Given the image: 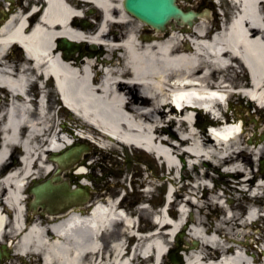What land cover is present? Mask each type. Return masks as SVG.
I'll list each match as a JSON object with an SVG mask.
<instances>
[{"label":"bare ground","instance_id":"obj_1","mask_svg":"<svg viewBox=\"0 0 264 264\" xmlns=\"http://www.w3.org/2000/svg\"><path fill=\"white\" fill-rule=\"evenodd\" d=\"M27 1L29 4L22 11L12 10L10 6L3 8L6 18L0 27V92L8 96L0 99L4 109L3 132L7 143L13 142L14 149H23L20 160L0 164V248L4 246L1 252L10 257L6 264H17L19 258H25V264H126L127 261L129 264H215L209 262L211 260L216 264H264V251L258 253L252 245L256 242L254 236L243 231L246 219L256 222L259 215L255 209L244 211L242 215L236 211L242 200L249 201L245 196L246 187L247 191L262 188L264 170L249 171L250 177L245 178L241 165L236 166L234 174L240 179L235 186L245 188L236 189L227 183L223 193L217 195L219 186L209 188L201 182L210 177L208 170L200 173L196 164H191L197 172L187 185L190 192L181 203L187 208H197L198 215L190 218L192 224L183 235L196 240L199 246L184 248L183 256L177 258L176 263L167 259L163 247L168 244L167 238L182 228L180 222L186 220L184 210H170L166 216L158 213L162 225L152 223L155 231L147 238L149 244L145 252L151 256L142 259L137 245L129 259V255L126 257L123 253L125 239L120 236L134 229V224L128 217L122 218L121 205L114 200L109 199L102 207L92 204L54 215L32 212L26 194L29 179L45 175L46 167L55 165L48 158L41 159L47 154V148L58 149L64 143L63 135L71 132L66 123L55 119L48 106L29 100L35 86L30 79L37 76L36 72L47 77L50 71L68 105L94 124H78L76 128L83 134H88L97 144L101 140H112L134 150H140L143 142L148 151L160 155L162 166H169L170 175L176 169V158L183 163L185 156L199 161L213 159L217 166H235V162L248 163L249 156H262L264 144L246 145L243 135L225 143L214 141L203 128L196 129L202 118L199 112L197 122L192 124L193 111L183 107L175 116L166 97L168 91H174L184 102L200 105L207 100L194 97L197 93L186 89L217 86L223 90L237 89L238 96L244 98L250 95L264 100V0H224L236 4L238 14L236 20L212 40L207 38V32L210 25L217 27V19L211 21L207 10L206 14L199 13L194 0H176L182 10H191L196 16L190 24L169 21L164 33L126 13L124 0H83L90 2L100 15L98 23L91 27H83L78 22V16L84 13L80 8L87 4L75 0ZM37 4H42V20L33 29L25 28L26 21L33 22L36 18L38 13L33 11ZM25 14H30L29 18ZM144 30L150 33L142 34ZM188 36L194 41L193 48L186 41ZM62 38L78 43L81 52L87 51L86 55L75 52L65 57L55 48ZM88 38L91 51L84 46ZM15 41L24 44L27 56L33 61L24 56L17 65L13 58H8L7 47ZM54 96L59 97L57 92ZM45 97L43 93L41 101ZM253 121L255 129L262 127L258 120L253 118ZM98 128L119 141L102 134ZM231 132L228 128L220 135L226 138ZM72 137L73 145L88 147L73 133ZM253 139H257V133ZM1 155L2 151L0 158ZM83 165L85 163L79 167ZM55 169L56 166L47 177ZM8 172L14 174L7 176ZM168 180L174 182V179ZM256 180L262 183L256 186ZM85 181L88 187L95 186L92 180ZM69 182L76 188H84L73 174L67 175V184ZM227 192L237 203L217 210ZM5 195L12 211L3 204ZM213 206L221 215L217 226H213L204 213ZM135 214L149 216L150 212L141 209ZM232 231L236 237L242 235L247 239L246 246L238 245L242 243L236 237L233 238L236 244L228 247L225 240L223 244L215 240V236L228 237ZM183 238L179 240L181 243H184ZM212 244L215 249L211 248Z\"/></svg>","mask_w":264,"mask_h":264},{"label":"rangeland","instance_id":"obj_2","mask_svg":"<svg viewBox=\"0 0 264 264\" xmlns=\"http://www.w3.org/2000/svg\"><path fill=\"white\" fill-rule=\"evenodd\" d=\"M196 2V4H200L198 5L197 9L201 10L204 9L205 7H210L209 2L207 0H194ZM27 3V0H15V3H12L14 5V9H17L18 6H22L24 4ZM2 7V5L0 4V8ZM90 9V6L87 7L86 10ZM94 26V25H93ZM124 30L122 29V32ZM142 34H148L149 31L148 30H144L143 32H141ZM88 49H90L89 47H87ZM13 53H14V57L12 59L14 64H19L22 56L19 54L18 51H16V48H13ZM53 91V88H52ZM51 91V92H52ZM49 102L51 106H54L53 104H51L52 99L54 97V93L51 94L49 93ZM2 102L0 103V110H2ZM232 104L233 105H238L240 104L242 107L246 108L248 104H251L253 106H255L256 108V104L252 103V101L244 98L243 96H238L236 95L233 99H232ZM50 107V106H49ZM61 111L58 114V117L64 122H71V120L68 119V114L69 112L64 109L63 107H61ZM260 112H258V116L256 115L255 117H258L260 119H262L264 117V110L259 109ZM249 113L254 115V111L253 110H249ZM246 130L243 134V138L242 141L246 144V145H256L257 147H259L260 145L264 144V127H257V129L254 128V121L249 119V117H247L246 119ZM79 124V122H78ZM264 126V125H263ZM69 127V126H68ZM234 128V126H233ZM197 130H200V127H196ZM254 133H257V139H253L254 137ZM64 138H68L71 139L72 137V133H67L63 135ZM98 145H100L102 148L100 147H96L95 145H92L89 143V149L88 152L86 154H84V159L86 161V165L88 167V175H86L85 177H81L79 178V180H92L95 183V186L93 187V197L90 201V206H92V204H103L104 200H108L109 198L114 199L116 198L121 192H122V185L125 183L128 187H129V178L132 176V179L134 180V183L132 185V191L129 188L125 187L127 196L124 200V205L127 211L131 212V211H139V205L141 204L140 202L143 201H148L149 200V208L147 209L148 211H151V209L153 210V212H157L159 206L164 202V197H163V192L166 191V189L169 187H171V185H168L167 182V178H168V174H167V169L166 167H163L161 164L160 160H157L156 158H154V156H152L151 154H148L144 151H136L132 148H126V147H122L121 145H118L112 141H102L100 142ZM105 145H108V148H105ZM15 151H18V149ZM20 152V149H19ZM15 154V152H14ZM16 159V155L14 157ZM185 159V165L182 168L181 171V176H182V182L185 184H190L192 183V178L196 175V170L192 169L191 164L196 163L197 164V169L199 170L200 173H202L204 170H208L210 177H207L206 179H202L201 182H203L204 184H206L208 187L211 186H219L220 188L217 191V195H221L223 193V189H225L227 183L232 185L233 187L235 186V183L238 181V179H240V177H235L234 175H231L230 173H228L229 171L225 168L224 171H220L221 169V164L220 165H215L214 164V160L212 159V161H206V160H197L195 158L191 159L188 158L187 156L184 157ZM13 160H10V162H12ZM248 163H244L241 165V168H243L242 170H244V172L246 173V175L244 177L249 176L247 173L249 171H252L253 173H257L258 171H260V161H264V153L262 154V156H259V154L257 155H252L251 157L249 156L248 158ZM143 164H145L146 168L149 169V171L145 170V167L143 166ZM232 168V167H231ZM83 169V168H82ZM264 170V169H263ZM67 173L60 171L59 175L61 177L62 180H67ZM177 174V175H176ZM43 174H39V177H42ZM174 176H178V168L177 171H175L172 175H170V178H174ZM46 177V176H44ZM150 177V178H149ZM88 178V179H87ZM149 180V182H148ZM29 180V184H30ZM125 181V182H124ZM148 182V183H147ZM123 183V184H120ZM148 184V188H151V190H153V192H150L147 194L140 192V190H138L137 186L139 184ZM28 184V185H29ZM176 187H177V182L173 183ZM254 184V181H253ZM72 185V184H71ZM163 185V186H161ZM179 186V185H178ZM179 188V187H178ZM236 189L239 188H245V186H241V187H236ZM254 191V190H253ZM187 192H190V189L188 187L185 188L184 190V194H181L180 199H183ZM255 192V191H254ZM233 193H235V190L233 191ZM264 195V194H263ZM148 196V197H147ZM245 196L249 199V201H245L242 200L241 204L237 206L236 211L242 215L244 213V211L247 210L248 206H250L251 202H252V198H251V194L249 191H247V187L245 188ZM232 194H230V192H227L225 194V197H223L220 200V205L217 206V210L221 208V206H223V202H225L226 205H231V204H236L237 202L235 201L234 198H232ZM152 198V199H150ZM259 200V199H258ZM261 202L264 203V198L260 199ZM224 205V206H226ZM264 208V204L263 207ZM188 212H192V216L194 218L197 217L198 215V209L197 208H187ZM216 210V207H212L211 210L206 209L204 211L205 216H207L211 222V224L213 226H217L218 225V221L221 218V215L219 214V212ZM188 212L185 215V219L186 220H181L180 223H182L183 225H187V227L190 226V217ZM151 214H149V216L146 215H140L138 216L141 220V227H145V226H151L152 224V220L151 218ZM138 215V214H137ZM191 216V217H192ZM122 228V225L120 226ZM256 228L262 229V222H257ZM253 230V226L251 225H247L246 227L243 229L244 233H248L250 234ZM178 232H174V234L172 235V237H168L167 241L168 244H166L163 247V250L167 251L168 250H174L177 249L176 248V242H175V236L177 235ZM234 231H232L230 233V235L228 237H223L221 236H215V240L218 241L219 243L223 244V241L225 240V242L228 243V245H232V244H236L233 242V238L236 237V235L234 234ZM264 234V231H263ZM123 233L121 234L120 237H122ZM233 235V236H232ZM125 236V235H124ZM183 240L185 243L179 245L180 246H184L189 248L192 244L193 241H196L190 237L187 236H183ZM259 234L258 233H254V238H258ZM236 239H238L240 242H242V244H238L241 246H246V242L247 239L243 238V236L241 235L240 237H236ZM212 249H215V246L212 244L211 245ZM253 246H255V244L253 243ZM183 248V247H181ZM197 248V247H195ZM167 259L170 261L168 254H167ZM10 260V257L5 259V264L6 261ZM22 260H25V258H19L16 260L17 264H24Z\"/></svg>","mask_w":264,"mask_h":264},{"label":"water","instance_id":"obj_3","mask_svg":"<svg viewBox=\"0 0 264 264\" xmlns=\"http://www.w3.org/2000/svg\"><path fill=\"white\" fill-rule=\"evenodd\" d=\"M123 5L129 13L161 31L171 18L189 22L193 17L191 13L183 14L177 8L175 0H124ZM58 47L63 50L65 56H69L75 50L74 44L66 39H61ZM77 151L80 153L81 149ZM58 163L60 164L59 161ZM39 182L34 181L33 187L29 189V193L34 196L30 204L34 210L41 207L49 213H58L69 207L84 206L90 199L87 188L71 190L65 184L54 186L51 180L41 184Z\"/></svg>","mask_w":264,"mask_h":264}]
</instances>
